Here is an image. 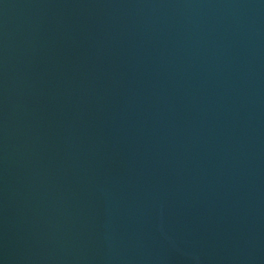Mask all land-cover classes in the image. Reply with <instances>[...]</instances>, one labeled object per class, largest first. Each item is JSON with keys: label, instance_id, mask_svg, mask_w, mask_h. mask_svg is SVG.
Here are the masks:
<instances>
[{"label": "water", "instance_id": "obj_1", "mask_svg": "<svg viewBox=\"0 0 264 264\" xmlns=\"http://www.w3.org/2000/svg\"><path fill=\"white\" fill-rule=\"evenodd\" d=\"M0 264H264V0H0Z\"/></svg>", "mask_w": 264, "mask_h": 264}]
</instances>
